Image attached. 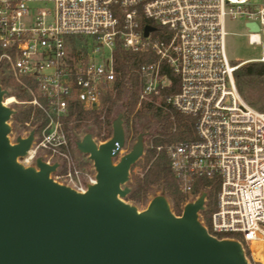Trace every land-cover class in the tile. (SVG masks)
Returning <instances> with one entry per match:
<instances>
[{"label": "built area", "instance_id": "1", "mask_svg": "<svg viewBox=\"0 0 264 264\" xmlns=\"http://www.w3.org/2000/svg\"><path fill=\"white\" fill-rule=\"evenodd\" d=\"M140 17L162 35L153 37L154 25L146 24L154 31L143 37ZM227 18L243 21L248 45L262 46L264 4L256 7L250 0H0V85L7 92L2 103L38 109L46 120L42 127L31 125L32 118L22 124V137L35 133L18 162L33 166L40 156L49 165L57 163L49 177L85 193L96 173L87 156L76 157L75 140L64 130L69 103L85 112L101 111V96L117 76L116 38L127 52L147 49L157 60L134 71L139 101L169 84L161 73L165 64L179 80L178 92L166 104L194 121L191 140L163 147L185 204L201 194L193 193L197 179L217 178L211 226L200 222L211 237L239 242L249 263H257L252 245L264 244V113L250 107L236 87V66L226 56ZM249 61L264 63V51ZM15 137L9 136L10 143Z\"/></svg>", "mask_w": 264, "mask_h": 264}, {"label": "water", "instance_id": "2", "mask_svg": "<svg viewBox=\"0 0 264 264\" xmlns=\"http://www.w3.org/2000/svg\"><path fill=\"white\" fill-rule=\"evenodd\" d=\"M153 31L146 26L143 37ZM5 95L0 85V264H250L239 242L211 237L199 221L206 192L180 216L161 194L142 211L125 202L145 133L115 162L125 142L124 113L112 121L107 141L97 144L91 133L74 141L96 173L95 184L81 194L49 177L57 163L40 156L33 166L18 162L35 131L10 143L16 112L3 105Z\"/></svg>", "mask_w": 264, "mask_h": 264}, {"label": "trees", "instance_id": "3", "mask_svg": "<svg viewBox=\"0 0 264 264\" xmlns=\"http://www.w3.org/2000/svg\"><path fill=\"white\" fill-rule=\"evenodd\" d=\"M118 16V15H117ZM121 16V15H120ZM119 17V16H118ZM121 22V20H120ZM149 21L139 18V30L141 31ZM154 25V24H152ZM121 28V23L117 26ZM153 37L161 29L154 25ZM115 49L113 52L114 68L117 73L113 88L106 90L101 96L102 110L100 112H85L77 102L69 103V114L64 119V130L69 139H77V134L83 131L84 134L91 133L98 141H107L112 134L111 123L118 115V112L125 114V132L131 130L138 136L145 128L151 133L149 137H144L147 147L144 155L131 168L128 187L131 192L124 199L133 205H146L153 198L156 189L165 196L171 205V210L176 216H180L182 208L186 203V195L180 191L177 179L170 170L169 160L163 147L172 142L191 140L194 134V121L192 118L176 113L165 102L168 96L174 95L179 90V80L171 70L162 65L161 73L166 75L169 84L160 91L157 96H151V102H140V81L134 72L143 63L157 60V56L149 50H144L138 54L130 53L122 48L119 38H116ZM264 77V63L251 62L239 67L234 72V81L238 92L242 94L243 85L254 78ZM21 99H26L24 96ZM159 101L155 106V102ZM32 125L38 124L39 127L45 123L43 113L28 106L13 116L14 123L23 124L30 121ZM147 127V124H150ZM144 133V132H143ZM153 135V136H152ZM161 149L158 151L157 148ZM138 168L139 173L134 174L133 170ZM197 179L193 185V193L206 192L205 209L200 212L201 221L206 226L211 215L212 193L219 188L217 178ZM232 237V236H231ZM235 238H237L235 236ZM251 264H257L251 262Z\"/></svg>", "mask_w": 264, "mask_h": 264}, {"label": "rangeland", "instance_id": "4", "mask_svg": "<svg viewBox=\"0 0 264 264\" xmlns=\"http://www.w3.org/2000/svg\"><path fill=\"white\" fill-rule=\"evenodd\" d=\"M250 3L252 5L258 7V6H261L264 4V0H250ZM224 29L227 33V36H226V56H227V59L229 60V62L233 66H236V69H238L239 67L244 66L248 63L254 62V61H249V60L259 59L262 56V53L264 51V40L262 41V46H250V45H248L247 38H246L247 30L244 27L242 20H231V19L227 18L224 22ZM156 35L161 36L162 32L159 31L156 33ZM80 40H82L83 42H91L87 38H80ZM245 61H249V62L244 63ZM2 78L3 77L0 74V80ZM3 87L8 88V89L12 88L9 85L7 87H6V85H3ZM242 89H243V91H242L243 93L240 94L242 99L253 109L264 113V77L254 78L253 80L248 81L246 84L243 85ZM10 94H12V93L10 92ZM144 102L150 103L151 98L147 101H144ZM158 103H159V101L155 102V106H157ZM27 107L28 106H15L13 109L15 110L16 114H18V112L26 109ZM101 110H102V107H101ZM119 113H122V112H118V114ZM12 118L9 121V125L12 128V134L11 135H14V136L22 135L23 131L25 130L23 125L18 124V123H14ZM123 126H124V123H123ZM146 126L150 127L151 123L147 124ZM89 130H91L90 131L91 133H94L92 131V129H89ZM124 130H125V128H124ZM147 130H148V128H145L142 132L145 133L146 137H149L151 135V133L147 132ZM83 135H84L83 131H81L77 134V136H80V138ZM136 137H137V135L132 130L129 133L125 132L124 146H123L119 156L116 158L115 162H117L121 156H123L124 154H126L130 151L132 145L136 141ZM146 147H147V144L144 142V149ZM74 152H75V155L78 159L82 158L81 154H79L77 151H74ZM39 155H41V153ZM133 173L138 174L139 169L138 168L134 169ZM131 174H132V172L130 171V176H131ZM213 182L214 181L212 179L209 180L210 184H212ZM217 193H218V190L216 192L212 193L211 205H210L211 214L216 210V207H217ZM157 195H160V191L156 189L155 196H157ZM125 202L130 204V205H133L128 201H125ZM169 204H170V202H169ZM133 206H135L139 211H142L145 209L147 204L146 205L138 204V205H133ZM170 207H171V205H170ZM204 209H205V205H204ZM199 221H201L200 214H199ZM210 226H211V215L209 217L208 222L206 223V228L209 229ZM252 250H253V253H254L255 258L257 260V264H264V244L256 242V244L252 246Z\"/></svg>", "mask_w": 264, "mask_h": 264}, {"label": "bare ground", "instance_id": "5", "mask_svg": "<svg viewBox=\"0 0 264 264\" xmlns=\"http://www.w3.org/2000/svg\"><path fill=\"white\" fill-rule=\"evenodd\" d=\"M8 102H13V99H10ZM255 244H256V243H254L253 245H255ZM253 245H252V246H253Z\"/></svg>", "mask_w": 264, "mask_h": 264}]
</instances>
